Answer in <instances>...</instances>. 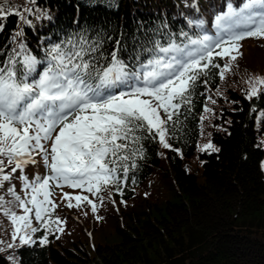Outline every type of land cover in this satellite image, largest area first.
<instances>
[{"label": "trees", "instance_id": "1", "mask_svg": "<svg viewBox=\"0 0 264 264\" xmlns=\"http://www.w3.org/2000/svg\"><path fill=\"white\" fill-rule=\"evenodd\" d=\"M8 2L15 6L13 11L23 6L35 11L32 15L24 13L32 22L30 26L15 15L0 20L3 25L0 66L7 53L19 43H24L32 55L43 60L44 50L50 45L81 35L89 41H102L100 52L105 56L120 42L122 60L125 61L129 53L147 58L148 53L136 49L137 39L149 46L150 42L145 44L144 41L150 32H155L157 39L166 43L172 32L180 42L184 39L179 36L181 30L190 35L196 32L195 28L191 30L187 26L186 18L204 19L206 29L212 34L215 16L226 12L228 4L238 7L244 0H36L34 5L28 0ZM194 2L199 11L191 7ZM221 2L223 6L216 9ZM3 3L4 0H0V4ZM82 19L88 24L79 26ZM21 29L23 36L17 37L13 44L14 34ZM252 51L255 57H248L244 67L263 66L264 53L260 55L255 48ZM220 60L216 58V62ZM42 67V64L37 65V72ZM217 80L221 82L219 75H212L208 82L215 88L219 85ZM202 84L197 87L191 105L182 107L179 117L173 118L178 122L174 130L169 126L167 137L172 147L163 156L158 139L142 141V157L133 158L136 167H131L132 161H129L127 177L120 173L124 196L115 186H108L106 192H111V197L103 196L101 204L96 195L81 189L53 187L50 199L57 207L50 217L53 221L59 217L62 223L51 227L63 228V232L49 235L46 245H40L37 240L32 248L18 250L19 264H264V171L261 167L264 147L258 138L264 132V90L250 100L241 91L221 92L224 97L223 100L218 98L207 135L219 151L201 156L199 179L181 170L180 165L184 167L197 152ZM260 110L258 127L256 118ZM37 161V165L25 170L29 179L36 174H46L39 157ZM162 162L170 171L161 168ZM19 175V172L15 174ZM158 183L161 189L155 192ZM11 184L20 195L24 194L19 179L14 178ZM132 186L137 187L131 191ZM8 187L5 183L0 194ZM139 189L148 196H140ZM64 192L73 197L87 195L98 205L97 211L93 213L86 201H82L79 208L67 207L68 201L62 198ZM152 192L155 193L153 198ZM111 198L115 199L114 203ZM71 203L77 202L72 199ZM20 211L17 210L18 214ZM6 219L3 215L2 221ZM33 223L40 222L33 220ZM106 224L114 237L95 238L94 234H103ZM43 234L42 229L33 238ZM96 239L99 241L95 242ZM0 264L10 263L0 256Z\"/></svg>", "mask_w": 264, "mask_h": 264}, {"label": "snow or ice", "instance_id": "2", "mask_svg": "<svg viewBox=\"0 0 264 264\" xmlns=\"http://www.w3.org/2000/svg\"><path fill=\"white\" fill-rule=\"evenodd\" d=\"M28 3L34 5L36 0ZM191 7L199 11L195 2ZM13 8L4 0L0 20L15 15L30 26L24 13L32 15L35 10ZM186 20L190 29H196L194 34L181 30L180 42L175 33L167 36L166 43L152 41L151 47L143 49L147 59L141 61L137 55L132 68L120 58L119 42L105 56L100 52L102 41H89L83 35L50 45L43 60L24 43L7 53L0 66V189L5 183L9 187L0 194V214L13 226V242L0 241V252L33 246L37 240L46 245L49 235L63 232L51 227L62 223L59 217L54 221L50 217L57 207L50 199L53 187L81 189L96 195L101 204L100 193L108 186H115L122 195L120 173L127 177L129 161L136 167L133 158L142 157V141L158 138L163 148L170 149L169 126L175 129L178 121L173 118L191 105L199 84L207 85L212 75L223 79L231 71L232 62L242 55L241 41L264 39V0H244L238 7L228 4L226 12L215 16L212 34L204 19ZM23 34V29L15 33L12 43ZM216 57L229 59L221 66ZM41 64L43 70L37 72ZM248 83L250 100L260 95L257 85L264 86V76H254ZM208 99L215 103L211 96ZM205 111L211 109L206 106ZM202 150L219 151L211 143ZM37 157L46 174L29 179L25 170L37 165ZM14 178L21 181L23 196L11 184ZM62 198L69 208H79L86 201L93 213L97 211L98 205L87 195L73 197L64 192ZM42 229L45 234L34 239ZM6 260L18 264L14 253Z\"/></svg>", "mask_w": 264, "mask_h": 264}, {"label": "rangeland", "instance_id": "3", "mask_svg": "<svg viewBox=\"0 0 264 264\" xmlns=\"http://www.w3.org/2000/svg\"><path fill=\"white\" fill-rule=\"evenodd\" d=\"M223 4H224V2H221L219 4L218 8L222 7ZM218 8H216V9H218ZM87 24H88L87 20L82 19L79 26L87 25ZM153 34L150 32L148 34V38L144 41L145 44L147 42H150L149 46L148 45H144L142 40H140V42H139V40L137 39V44H136L137 47H136V49L139 48V49L143 50L145 47H151V42L157 39L156 33L153 32ZM121 40H122V43H123V39H121ZM119 45H120V42H119ZM253 48H255V50L260 55H263V53H264V50H263V48H264V39L247 38V39L241 41V47L239 49V52L242 53V55H239L238 59L236 61L232 62L231 71L226 72L225 73V77L223 79H221L220 84L216 88H214L215 94L220 95L222 91H225V92H227V94H229L230 91L233 90V91H241L243 93V96H246V93L249 91V88H250L249 83H248L249 79L254 77V76H264V69L263 70L261 69V68L264 67L263 64H262L263 66H261V67H257V66H253L252 68L250 66L249 67H244V63H245V61H246V59L248 57H250L251 59H253L255 57V54L252 51ZM136 57H137V55L135 53H129L127 55L125 61L129 65L130 68H132L136 64ZM146 59L147 58H141L140 57L141 61H144ZM228 59H229L228 57H225L224 59H221L218 63H220L221 66H223V64ZM261 63L262 62H260V64ZM257 87L260 88L261 90L264 89V86L257 85ZM209 96H211L212 100H216V99H214V97H215L214 95L208 94V96H207V104L205 105V107L207 106V108L212 103V101L208 99ZM253 98H255V97H253ZM227 102H229V100ZM212 110H214V107H212ZM209 115H210V112L209 111H205V109H204V111L202 113V116H201V122H200L201 136H200V138L198 140L196 154L194 156L190 157L191 159L189 160V163H187L184 167L180 165L181 170L183 169V170H185L188 173L195 174L196 176L199 177V179H200V175L202 173L201 161H202L203 154L205 152H210V153L211 152H215V151H212V150H207V151H203L202 150L204 145H206L208 143H211L212 145L215 146V142L213 140L209 139V137L207 136L210 129L207 126L206 120L209 118ZM261 115H262V111L260 110L259 113H258V116L256 118V124H257L258 127H259L260 122H261ZM258 138L262 141V144H263V147H264V132L260 133L258 135ZM167 151H168V149H165V148H163L161 146L160 155L163 156V154L165 152H167ZM261 167H262V170L264 171V163L261 165ZM161 168H165L166 171H170V167L168 168L166 166V164H163V162H162V167ZM159 172L161 173L162 170L159 169ZM135 187H137V186L129 187V189L132 191V190L135 189ZM156 187H157V189H156L155 192H157L159 189H161V186H160L159 183L156 185ZM123 192L124 191H122V193ZM138 192H139L140 196H143V197L148 196V193L146 191H144V190L139 189ZM154 194L155 193L152 192V195H151L152 198L155 197ZM100 195L106 197V196H108V192H106V191L105 192H101ZM8 199H11V198L8 197ZM113 201L115 202V199L111 198V203H114ZM120 201L123 202V200H120ZM104 204L108 205L106 202ZM2 218H3V215L0 214V241H4L5 243H11V242H13L12 241V236H11L12 231H13V226L9 222L8 218L5 221H2ZM107 225L108 224H106L105 227L103 228L104 229L103 234L98 235L99 234V232H98V234H94V237L96 238V237L102 236V235H103V237L101 239H108V238L112 237L113 233L111 231H109V229H107ZM97 241H99V239L95 240V242H97ZM16 243H18V241H16ZM0 246H3V245H0ZM32 247L33 246H24L22 248H17V249H7L4 252H0V256L3 257L4 259H6L7 256H9V255L14 253L15 256L18 258V264H19L20 252L18 253V250H21V249L25 250L27 248H32Z\"/></svg>", "mask_w": 264, "mask_h": 264}, {"label": "bare ground", "instance_id": "4", "mask_svg": "<svg viewBox=\"0 0 264 264\" xmlns=\"http://www.w3.org/2000/svg\"><path fill=\"white\" fill-rule=\"evenodd\" d=\"M218 8V7H217ZM213 13V12H212ZM215 16V15H214ZM177 17V16H176ZM175 18V17H174ZM208 18V17H207ZM210 18V17H209ZM177 19H178V17H177ZM213 19V18H212ZM211 19V20H212ZM169 20V19H168ZM171 20V19H170ZM174 20V19H173ZM210 20V19H209ZM208 20V21H209ZM212 22V21H211ZM208 23V22H207ZM176 24V23H175ZM170 25V24H169ZM209 25V24H208ZM211 25V24H210ZM188 26V25H187ZM212 26H213V24H212ZM211 27V26H210ZM180 29H182L181 27H180ZM184 29V28H183ZM213 29V28H212ZM192 30V29H191ZM150 31H151V29H150ZM153 31V30H152ZM189 31H190V29H189ZM162 32H164V31H162ZM170 32V31H169ZM187 32V31H186ZM193 32H194V30H193ZM165 33V32H164ZM167 33V32H166ZM172 33V32H171ZM210 33V32H209ZM161 34V33H160ZM211 34V33H210ZM154 35V34H153ZM160 36V35H159ZM165 36V35H164ZM155 38V37H154ZM160 38V37H159ZM160 40V39H159ZM179 42V41H178Z\"/></svg>", "mask_w": 264, "mask_h": 264}]
</instances>
